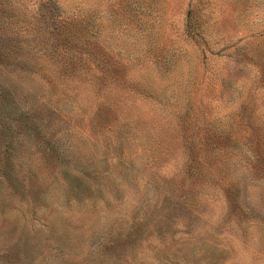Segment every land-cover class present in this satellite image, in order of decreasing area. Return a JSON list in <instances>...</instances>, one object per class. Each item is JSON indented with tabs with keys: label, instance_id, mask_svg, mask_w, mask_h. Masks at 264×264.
Returning <instances> with one entry per match:
<instances>
[{
	"label": "rangeland",
	"instance_id": "obj_1",
	"mask_svg": "<svg viewBox=\"0 0 264 264\" xmlns=\"http://www.w3.org/2000/svg\"><path fill=\"white\" fill-rule=\"evenodd\" d=\"M0 264H264V0H0Z\"/></svg>",
	"mask_w": 264,
	"mask_h": 264
}]
</instances>
